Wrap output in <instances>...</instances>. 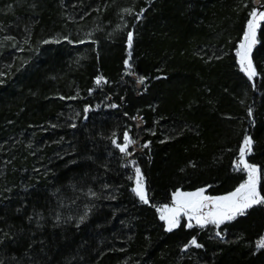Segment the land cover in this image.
<instances>
[{
    "label": "trees",
    "instance_id": "16d2710c",
    "mask_svg": "<svg viewBox=\"0 0 264 264\" xmlns=\"http://www.w3.org/2000/svg\"><path fill=\"white\" fill-rule=\"evenodd\" d=\"M8 2L0 264H264V206L219 227L188 228L182 216L171 232L156 210L177 191H234L246 179L235 168L245 136L264 195V22L252 80L236 56L254 0H129L118 33L111 25L123 0H0V10ZM126 131L141 137V152L112 143ZM136 167L147 204L133 192Z\"/></svg>",
    "mask_w": 264,
    "mask_h": 264
},
{
    "label": "snow or ice",
    "instance_id": "6c2138e0",
    "mask_svg": "<svg viewBox=\"0 0 264 264\" xmlns=\"http://www.w3.org/2000/svg\"><path fill=\"white\" fill-rule=\"evenodd\" d=\"M258 2H261V0H258ZM124 11L130 12L131 10L125 9ZM249 16L251 18L247 21V28L236 49V56L238 57L241 71L247 75L249 80H252L257 75V72L251 59V53L258 43L257 32L261 27V22H264V11H258L256 8H253ZM83 42L84 41H80V43ZM132 42L133 33L128 32L127 45L129 49L132 47ZM44 43H48V41H44ZM130 56L131 52L129 51V57ZM124 63L131 68L128 60H125ZM144 79L145 78L141 77L138 83L142 84ZM95 82L97 85H100L102 82L106 81H104L103 77H97ZM112 107H116V105H112ZM249 115H251V110H249ZM112 143L116 145L120 152L130 155V153H128V147L134 144L135 141L130 138L126 131L123 133L122 144L117 143L115 139L112 140ZM144 147H147V145H144ZM252 147V138L250 136H245L243 144L239 148V157L235 164V168L238 171L246 173V179L239 184L234 191L218 197L205 196L204 189L189 193L180 191L173 193L172 206L169 207L168 205H164L158 209L160 220L166 223V230L171 232L179 227L182 216L188 218V228L193 227V220L195 224L201 228L209 224L219 227L226 221H232L236 219L237 216L245 215L247 210L252 209L254 206H264V195H262L260 191L261 169L256 165L250 164L246 159L252 152ZM133 192L142 203L147 204L149 202L143 175L139 167L135 168V188ZM91 194L95 195V193ZM85 218L86 216L81 217V222ZM216 235L221 236V233L217 232ZM190 244L195 247H201L195 238L190 241ZM185 247L187 248L188 245ZM257 247L264 248V237L257 241Z\"/></svg>",
    "mask_w": 264,
    "mask_h": 264
},
{
    "label": "rangeland",
    "instance_id": "374dc122",
    "mask_svg": "<svg viewBox=\"0 0 264 264\" xmlns=\"http://www.w3.org/2000/svg\"><path fill=\"white\" fill-rule=\"evenodd\" d=\"M125 1H129V0H123V2H122V5H120V7H119V9H117V18L113 21V24L111 25V32L112 33H118V32H122V31H124V29L126 28V24H127V17H128V12H126V11H124L125 9H129V6H127L126 4H125ZM12 3H10V2H8L7 4H5L4 5V7L0 10L1 12H6V11H11V7H12V5H11ZM254 4H255V6H254V8H256L258 11H259V9L257 8V5H259L260 3L258 2V0H254ZM130 14V13H129ZM49 40H52V39H49ZM239 61V60H238ZM28 62H29V56L28 55H26V54H24L23 55V58L22 59H19V61H18V68H20L19 70L20 71H24L23 69H22V67L24 68V69H26V65L28 64ZM31 64V63H30ZM128 72H126L125 71V76H128ZM136 81V83H137V86L139 85V84H141V83H139L138 84V82H137V80H135ZM139 81V80H138ZM140 87V86H139ZM58 95H61V94H58ZM135 124H136V128H139V126H141L142 124H143V121H142V119H137V121L135 122ZM141 137H138V139L135 141V143L134 144H132L131 145V151L129 152L130 153V155L129 156H132L133 154H135V153H139V152H141V148L139 147V145H138V141H139V139H140ZM144 180V179H143ZM144 185H145V183H144ZM146 188V187H145ZM199 189H204V188H199ZM199 189H195V190H192V191H180V192H185V193H189V192H196L197 190H199ZM205 190V189H204ZM204 195L205 196H208L206 193H205V191H204ZM225 195H227V194H225ZM221 196H224V195H221ZM173 197V196H172ZM215 197H218V196H215ZM164 205H168L169 207H171L172 206V198H171V201L170 202H168V203H161V204H156V210H157V212H158V214L160 215V213H159V211H158V209L159 208H161L162 206H164ZM187 218V217H186ZM193 222H195L194 220H193Z\"/></svg>",
    "mask_w": 264,
    "mask_h": 264
},
{
    "label": "water",
    "instance_id": "95a60500",
    "mask_svg": "<svg viewBox=\"0 0 264 264\" xmlns=\"http://www.w3.org/2000/svg\"><path fill=\"white\" fill-rule=\"evenodd\" d=\"M260 4L257 5V8L259 9V11H264V0H261V2H259Z\"/></svg>",
    "mask_w": 264,
    "mask_h": 264
},
{
    "label": "built area",
    "instance_id": "2783aa9c",
    "mask_svg": "<svg viewBox=\"0 0 264 264\" xmlns=\"http://www.w3.org/2000/svg\"><path fill=\"white\" fill-rule=\"evenodd\" d=\"M136 80H137V82H138L139 79L137 78ZM138 84H139V83H138ZM140 85H141V84H139L138 86H140Z\"/></svg>",
    "mask_w": 264,
    "mask_h": 264
},
{
    "label": "bare ground",
    "instance_id": "6f19581e",
    "mask_svg": "<svg viewBox=\"0 0 264 264\" xmlns=\"http://www.w3.org/2000/svg\"><path fill=\"white\" fill-rule=\"evenodd\" d=\"M138 78V77H137Z\"/></svg>",
    "mask_w": 264,
    "mask_h": 264
}]
</instances>
